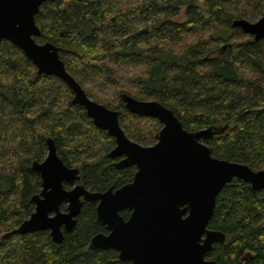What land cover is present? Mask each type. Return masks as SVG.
I'll use <instances>...</instances> for the list:
<instances>
[{
	"label": "trees",
	"instance_id": "trees-1",
	"mask_svg": "<svg viewBox=\"0 0 264 264\" xmlns=\"http://www.w3.org/2000/svg\"><path fill=\"white\" fill-rule=\"evenodd\" d=\"M263 13L264 0H54L35 15L41 34L34 38L58 47L86 94L118 111L130 139L153 144L162 124L129 112L123 92L160 101L188 130L211 127L213 134L201 140L213 156L258 169L264 167V38L254 40L233 22ZM71 97L63 80L37 73L19 47L0 43V264H128L112 248L89 247L104 231L90 202L60 244L48 230L15 231L41 190L31 163L45 157L47 137L91 191L119 187L135 171L115 168L108 156L114 138ZM207 226L225 234L208 257L264 264V187L230 180Z\"/></svg>",
	"mask_w": 264,
	"mask_h": 264
},
{
	"label": "water",
	"instance_id": "water-1",
	"mask_svg": "<svg viewBox=\"0 0 264 264\" xmlns=\"http://www.w3.org/2000/svg\"><path fill=\"white\" fill-rule=\"evenodd\" d=\"M45 1L0 0V43L8 40L32 61L37 73L55 75L72 91L71 103L82 106L93 124L114 138L108 156L116 168L134 165L130 182L104 191H91L79 183V169L67 166L58 156L51 137L47 152L34 160L41 190L32 196L33 211L17 226L25 234L48 230L52 242L60 244L64 231L76 224L84 202H96L97 220L108 233L97 232L89 241L93 249L113 248L120 260L135 264H219L206 259L213 243L225 240L224 232L207 227L216 196L233 178L264 187V167L215 157L201 140L211 136V127L186 129L171 108L156 99H139L121 94L125 108L134 114L156 118L162 124L153 144L130 139L119 124L118 111L89 97L66 69L58 47L37 42L41 34L35 15ZM233 24L254 40L264 38V13L254 21L238 18ZM64 183L71 185L65 188ZM66 210H60L61 203ZM131 209L125 219L120 211ZM204 235V236H202Z\"/></svg>",
	"mask_w": 264,
	"mask_h": 264
},
{
	"label": "flooded vegetation",
	"instance_id": "flooded-vegetation-1",
	"mask_svg": "<svg viewBox=\"0 0 264 264\" xmlns=\"http://www.w3.org/2000/svg\"><path fill=\"white\" fill-rule=\"evenodd\" d=\"M111 159H112V158H111ZM118 159H119V158H115L114 160H118ZM129 166H133V167L135 168L134 165H128V167H129ZM125 167H127V166H125ZM125 167H122V168H125ZM115 168H116V167H115ZM118 169H120V168H118ZM135 171H136V168H135ZM135 171H134L133 174H132L131 180H132V178H133V176H134ZM131 180H130V181H131ZM130 181H129V182H130ZM126 183H127V182H126ZM124 184H125V183H124ZM122 185H123V184H122ZM122 185H121V186H122ZM70 187H71V185H70ZM70 187H69V188H70ZM119 187H120V186H119ZM111 188H112V187H111ZM116 188H118V187H116ZM116 188H112V189L114 190V189H116ZM90 203H93V204H94V206H95V211H96V202H90ZM83 204H84V203H83ZM62 205H64L65 207L62 208V207H61ZM82 206H83V205H82ZM59 208H60V210L65 211V210H66V203H65V202L61 203L60 206H59ZM121 211H127V212H128L127 216L124 217V216L121 214ZM121 211H120V214H121L125 219H126V218L130 215V213H131V209H122ZM103 226H104V225H103ZM207 227H208V226H207ZM208 228H209V227H208ZM99 232L108 233V230H107V229L105 228V226H104V231H99ZM202 236H204V235H202ZM213 244H214V243H213ZM212 247H213V246H212ZM112 249H113V248H112ZM114 250H115V249H114ZM209 252H210V251H209ZM209 252H208V253H209ZM208 253H206L205 258H206V259H212V258L208 257V255H207ZM117 256H118V252H117ZM123 261H125V260H123ZM128 264H135V263H134L132 260H128Z\"/></svg>",
	"mask_w": 264,
	"mask_h": 264
},
{
	"label": "rangeland",
	"instance_id": "rangeland-1",
	"mask_svg": "<svg viewBox=\"0 0 264 264\" xmlns=\"http://www.w3.org/2000/svg\"><path fill=\"white\" fill-rule=\"evenodd\" d=\"M254 21V20H253Z\"/></svg>",
	"mask_w": 264,
	"mask_h": 264
}]
</instances>
